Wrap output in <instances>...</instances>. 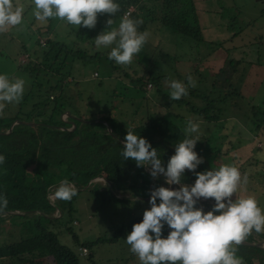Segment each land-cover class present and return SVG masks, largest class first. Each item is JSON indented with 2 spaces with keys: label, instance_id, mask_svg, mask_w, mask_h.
<instances>
[{
  "label": "rangeland",
  "instance_id": "rangeland-1",
  "mask_svg": "<svg viewBox=\"0 0 264 264\" xmlns=\"http://www.w3.org/2000/svg\"><path fill=\"white\" fill-rule=\"evenodd\" d=\"M180 1L192 8L202 43L183 37L156 21H149L143 31L148 36L140 51L129 64L118 65L107 58L108 49H97L92 41L104 28L106 15H98L95 27L89 30L91 38L80 42L77 33L81 27L66 24L56 18H50L47 23L41 24L32 16L30 0H13L24 6V12L21 24L0 33V73L6 74L10 79H24L22 100L29 88L30 79L18 69L20 64L41 54L47 39L73 49L78 45L85 52L86 58L67 57L61 67V74L65 76L63 89L69 101L68 112L74 115L67 112L61 114L58 119L64 123L68 119L83 120L102 115L114 104L112 93L123 86L120 81L125 83V73L144 75L147 71L164 76L165 80H161L160 87L167 94L170 91L167 83L169 80L176 79L187 84L185 78L191 76L195 86H190L187 90H192L199 96L206 95L204 105L221 92L215 106L219 109V114L226 118L225 129L218 131V134L219 137H224L221 151H225L227 156H222L216 164H212V168L236 162L233 155H236L237 160L242 159L243 170L239 171L241 184L232 198L251 195L264 214V123L257 129L251 123L260 119L259 113L264 106V3L234 0V7L228 5L226 0ZM220 2V15L209 16L211 23L208 25L211 29L204 27V17L207 15L204 13V4L213 7L220 5ZM120 17L119 13L113 17V26L118 24ZM216 23L217 28L214 27ZM233 32L237 33L236 37H232ZM222 34H225L223 38ZM212 85L218 90L214 94L210 93ZM184 98L188 106L200 108L203 105L199 99L187 98L186 95ZM21 100L18 103H7L0 111L1 117L7 119L29 116L28 107ZM172 108L169 112H175L183 118L191 116L183 106ZM254 114L257 115L256 119ZM199 129L204 134L210 132V128L205 126H199ZM231 146L237 147L236 150L233 151ZM92 183L89 189L83 186L70 200L57 199L56 203L62 206V214L54 212L51 216L56 220L46 224L47 229L56 234L61 244L77 254L82 243L94 242L98 238L110 241L121 226H127L114 242L97 243L88 248L85 256H79V262L140 264L135 255L129 252L123 238L131 230V225L139 222L142 211L148 205L141 200L132 203L130 197L133 195L114 192L101 179ZM139 193L138 196L144 198L142 191ZM53 195L55 193L46 195L51 205H55ZM119 197L121 198L118 199ZM203 203L212 204L208 201ZM14 221L15 219L7 217L0 220V247L18 240L14 225L18 227L20 224ZM167 230L164 228L162 235H166Z\"/></svg>",
  "mask_w": 264,
  "mask_h": 264
},
{
  "label": "trees",
  "instance_id": "trees-1",
  "mask_svg": "<svg viewBox=\"0 0 264 264\" xmlns=\"http://www.w3.org/2000/svg\"><path fill=\"white\" fill-rule=\"evenodd\" d=\"M116 2L119 4L120 16L132 7L127 17L142 21L138 31L143 32L149 21H156L183 37L202 43L192 8L180 0H116ZM89 30L81 28L77 33V39L80 42L90 39ZM67 57L85 59L86 54L78 45L73 49L47 39L41 54L28 59L18 67L30 79L29 88L24 94L25 97L23 96V101L21 100V103L28 107L29 116L4 119L0 112V133L9 128L13 121L39 124L15 125L9 134L0 136V154L5 157L3 164H0V194L8 202L0 212H22L13 215L0 214V220L3 217L13 218L14 223L20 224L18 227L14 225L18 240L0 247V264H80V255L61 244L56 234L46 227V224L56 220L46 217H52L54 207L62 214V206L56 203L57 200L55 205H51L46 195L56 191L63 180L71 182L74 188H79L91 178L104 177L112 183L113 189L120 191L126 189L122 195L130 191L131 195L138 196L143 189L142 196L146 197L145 190L151 177L144 168H138L132 161L122 159L121 144L111 138L103 123L92 121L77 124L71 129L69 124L61 123L60 127L53 128L61 114L67 112L72 115L68 112V96L63 89L65 76L61 74L63 61ZM124 76L125 83L122 81L119 83L127 88L120 86L119 91L118 89L113 91L114 104L102 115L83 120L101 118L119 138H123L128 130L137 133L152 147L162 150L161 159L162 162H166L173 152L172 146L184 138L186 122L191 119L200 127L210 128L207 134L199 129V141L194 150L203 157V163L198 165L195 171L212 168V164H216L222 156H227L225 151L223 153L218 148L220 136L218 131L225 129V123L222 121L226 119L219 114V109L215 106L221 92L204 105L206 95L199 96L194 91L187 90V98H196L203 102L198 108L188 106L184 96L173 100L169 94L164 93L160 87L161 80H165L164 76L147 71L144 75L125 73ZM148 86L151 89H147ZM217 91L215 85H212L210 93L214 94ZM173 106L177 108L183 106L191 116L183 118L175 112H169ZM263 112L264 106L259 113L260 119L252 123L255 129L264 123ZM253 117L256 119L257 115L254 114ZM231 148L235 151L237 147ZM233 156L236 162H231V165L234 164L239 171L243 170L242 159L237 160L236 155ZM184 177V183L193 182L194 176L187 170ZM92 184L91 182L85 189H89ZM120 228L110 241L98 238L94 242L82 243L81 247L88 250L97 243L114 242L127 226ZM256 237L264 239V231L259 233L250 231L242 241L252 242ZM234 247L241 264H264V249L237 244Z\"/></svg>",
  "mask_w": 264,
  "mask_h": 264
},
{
  "label": "clouds",
  "instance_id": "clouds-1",
  "mask_svg": "<svg viewBox=\"0 0 264 264\" xmlns=\"http://www.w3.org/2000/svg\"><path fill=\"white\" fill-rule=\"evenodd\" d=\"M30 3L32 16L41 24L56 18L69 25L93 29L98 15H106L104 28L92 41L97 49H108L107 58L118 65L129 64L148 36L147 32L138 31L142 22L139 19L121 16L113 26V17L119 12L116 0H30ZM23 12L22 4L0 0V33L21 24ZM185 79L187 84L176 79L167 82L171 99H180L187 95L188 87L195 86L191 76ZM24 84L22 78L10 79L0 73V111L7 103L21 100ZM184 133V138L172 146L167 161L162 162V150L131 130L125 132L120 147L122 159L146 169L153 180L160 177L162 185L148 191V207L142 211L139 222L131 225L123 241L140 264H241L234 245L250 231L264 230V214L253 196L232 198L241 184L236 167L221 164L218 168L195 171L203 163V157L194 150L199 141L198 123L187 120ZM4 159L0 154V164ZM185 170L194 176L191 184L183 182ZM75 194L76 189L67 180L60 182L55 193L62 200H70ZM209 198L212 204L205 211L198 201ZM130 199L135 203L139 198ZM7 203L0 194V211ZM164 228L168 229L166 235H162Z\"/></svg>",
  "mask_w": 264,
  "mask_h": 264
},
{
  "label": "water",
  "instance_id": "water-1",
  "mask_svg": "<svg viewBox=\"0 0 264 264\" xmlns=\"http://www.w3.org/2000/svg\"><path fill=\"white\" fill-rule=\"evenodd\" d=\"M259 1H262V0H259ZM101 122L103 123L104 127H105V130L106 132L111 136V138H113L117 143L121 144V141L123 140V138H119L115 135V133L111 130L110 126L101 118H94V119H90V120H81V119H68V121L66 122V124H69L72 128L75 127V125L77 124H85V123H91V122ZM61 123H64V122H60V119L59 121L57 122L56 126H54L53 128H58L60 127L59 125ZM15 125H29V126H36V125H39V124H36V123H29V122H22V121H13L12 123H10V126L9 128L5 129V131L3 133H0V136H5L7 134H9V132L11 131V128ZM102 180V182L107 186L109 185L110 187L112 186V183L107 180L106 178L104 177H94V178H91L89 179L84 185H82L81 187L79 188H76V193L80 190H82V187L84 186L87 187L91 182H93L94 180ZM172 188H175L177 187L176 185H172L171 186ZM50 193H56V191H52ZM132 193V192H131ZM138 197V196H136ZM139 199H142L140 197H138ZM198 206H202L203 209L205 211H207L209 208H210V205L206 204V203H203L202 200L198 201ZM55 210L59 211L56 207H54ZM0 214H3V215H13V214H22V212H0ZM46 216V215H45ZM47 218H50V219H54L53 217H48L46 216ZM237 245H242V246H250V247H258V248H261V249H264V239L262 238H256L254 241L252 242H246V241H241L239 244Z\"/></svg>",
  "mask_w": 264,
  "mask_h": 264
},
{
  "label": "crops",
  "instance_id": "crops-1",
  "mask_svg": "<svg viewBox=\"0 0 264 264\" xmlns=\"http://www.w3.org/2000/svg\"><path fill=\"white\" fill-rule=\"evenodd\" d=\"M215 1V0H214ZM252 2H254V3H259V2H262V3H264V0H262V1H259V0H252ZM221 3L222 2H220V5H216V6H211V7H207V6H205V4H204V13L205 14H207L205 17H204V27L206 26L208 29H211L210 27H209V25L208 24H210L211 23V21H210V18H209V16H215V15H220V12H221V10H220V7H221ZM226 3H228V5H232V6H234L235 5V1L234 0H226ZM234 4V5H233ZM261 4V3H260ZM235 7V6H234ZM220 22H221V19H220ZM217 23L216 24H214V27L215 28H217ZM224 35L225 34H222V36H221V38H223L224 37ZM232 37H236L237 36V33L236 32H233L232 34ZM212 38V37H211ZM222 121V120H221ZM222 123H225L226 124V120H224V121H222ZM251 123H253V122H251ZM246 125V124H245ZM222 140H223V137H219L218 138V148H219V150H222V147H223V143H222ZM221 141V142H220ZM146 172H147V170L146 169H144ZM162 185V180L160 179V177H158V178H156L155 180H153L152 178H151V180L149 181V183H148V187H147V189L145 190V194H146V197H144V198H142V199H138V200H141V201H143V202H145V204H147V193H148V191L151 189V188H153V187H156V186H161ZM106 186V185H105ZM113 187V185L111 186V188H110V190H113L114 192H121L122 194H124L123 192L124 191H127L126 189H124V191L123 190H115V189H113L112 188ZM142 188V186L140 187V189ZM106 189H107V187H106ZM83 190H85V189H83ZM108 190V189H107ZM109 191V190H108ZM142 192H143V189H142ZM127 195H131V192L130 191H128V194ZM116 197V196H115ZM121 197H119V199H120ZM141 198V197H140ZM57 200V196L56 195H53V197H52V201L54 202V201H56ZM129 200V199H128ZM202 200V202H204V201H208V202H210V203H212V200L209 198L208 200H204V199H201ZM57 210H55L54 212H56ZM257 238V237H256Z\"/></svg>",
  "mask_w": 264,
  "mask_h": 264
},
{
  "label": "built area",
  "instance_id": "built-area-1",
  "mask_svg": "<svg viewBox=\"0 0 264 264\" xmlns=\"http://www.w3.org/2000/svg\"><path fill=\"white\" fill-rule=\"evenodd\" d=\"M131 11H132V7H130V8L125 12V14H124L123 16H128V14H129ZM42 45H44V43H42ZM148 88H149V86H148ZM262 117H263V119H264V112H263ZM78 254H79L80 256H85V255L87 254V250H86L85 248L80 247V248H78Z\"/></svg>",
  "mask_w": 264,
  "mask_h": 264
},
{
  "label": "bare ground",
  "instance_id": "bare-ground-1",
  "mask_svg": "<svg viewBox=\"0 0 264 264\" xmlns=\"http://www.w3.org/2000/svg\"><path fill=\"white\" fill-rule=\"evenodd\" d=\"M116 190V189H115ZM125 192V191H124Z\"/></svg>",
  "mask_w": 264,
  "mask_h": 264
}]
</instances>
